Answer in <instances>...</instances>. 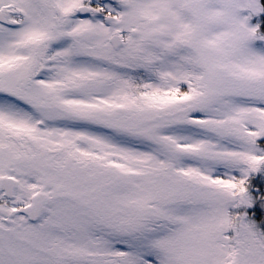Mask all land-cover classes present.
Listing matches in <instances>:
<instances>
[{"label":"snow or ice","instance_id":"snow-or-ice-1","mask_svg":"<svg viewBox=\"0 0 264 264\" xmlns=\"http://www.w3.org/2000/svg\"><path fill=\"white\" fill-rule=\"evenodd\" d=\"M0 264H264V0H0Z\"/></svg>","mask_w":264,"mask_h":264}]
</instances>
